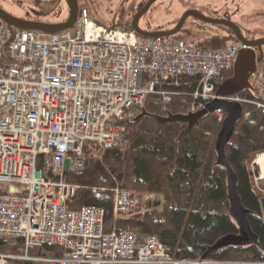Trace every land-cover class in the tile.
I'll use <instances>...</instances> for the list:
<instances>
[{"label": "built area", "instance_id": "2783aa9c", "mask_svg": "<svg viewBox=\"0 0 264 264\" xmlns=\"http://www.w3.org/2000/svg\"><path fill=\"white\" fill-rule=\"evenodd\" d=\"M80 16L73 30L55 35L0 22V238L21 243L20 257L2 260L207 264L173 258L157 237L119 227L121 217L153 209V194L117 188L113 218L106 223L103 209L69 210L78 187L65 176L84 170L86 145L100 160L108 151L125 154L131 145L124 122L134 120L151 95L171 103L172 94L157 90L161 83L200 78L190 95L191 114L223 99L217 92L244 45L202 50L176 38L141 39L108 30L86 11ZM248 84L256 95L252 105L264 111L263 64ZM224 100L248 103L240 97ZM46 247L58 255H33Z\"/></svg>", "mask_w": 264, "mask_h": 264}, {"label": "trees", "instance_id": "16d2710c", "mask_svg": "<svg viewBox=\"0 0 264 264\" xmlns=\"http://www.w3.org/2000/svg\"><path fill=\"white\" fill-rule=\"evenodd\" d=\"M229 43L208 39L198 46L202 50H220ZM228 78L232 73H228ZM200 78H180L161 83L157 90L172 94L171 103L164 104L161 96L146 98L143 108L134 120L125 121L126 137L130 147L125 154L117 150L104 154L103 161L90 156L91 146L86 145V163L82 172L72 171L65 181L78 187L75 198L68 208L71 211L85 207L100 208L106 212V223L114 214V190L117 183L127 189L163 195L166 199L164 211L154 209L145 214H129L121 217L119 227L131 229L145 236L157 237L173 258L188 261H203L211 247L230 235H239L230 217L228 195H226V173L215 168L217 156L214 152L216 138L222 131V123L213 114L202 120L183 140L181 158H178V139L187 128L184 123L160 127L158 122L143 114L167 118L190 114V95L198 90ZM244 111L236 126L232 143L226 147V160L239 182L242 205L251 214L249 224L260 240L264 250V195L258 193L253 183L249 160L264 153V111L252 104L255 99L243 94ZM10 242L0 238V247ZM58 255L56 248L38 250ZM48 254V253H47ZM207 264H264V252L258 248L234 249L229 245L203 261Z\"/></svg>", "mask_w": 264, "mask_h": 264}, {"label": "flooded vegetation", "instance_id": "af4514ba", "mask_svg": "<svg viewBox=\"0 0 264 264\" xmlns=\"http://www.w3.org/2000/svg\"><path fill=\"white\" fill-rule=\"evenodd\" d=\"M0 8L29 24H65L71 17L77 23L86 11L92 21L108 30L153 34L179 28V34L169 38L184 40L181 36L192 31L202 35L196 44L212 38L236 42L237 34L229 25L247 41L255 42L258 32L252 25L259 28L264 17V0H0ZM246 8L254 17H246ZM252 50L258 54L264 45ZM234 67L228 73L233 74ZM232 76L227 75L226 81Z\"/></svg>", "mask_w": 264, "mask_h": 264}, {"label": "water", "instance_id": "95a60500", "mask_svg": "<svg viewBox=\"0 0 264 264\" xmlns=\"http://www.w3.org/2000/svg\"><path fill=\"white\" fill-rule=\"evenodd\" d=\"M0 21L5 23L9 28L14 27L17 30H27V31H37L40 33H45L49 35H55L58 33H65L66 31L73 30L76 25V20L71 17L65 24H39V23H24L20 20L14 18L12 15L7 14L3 9L0 8ZM233 31L237 34V42L242 43L245 49L241 50V54L236 61V65L233 70V76L231 79L227 80L219 87L217 97L223 98L212 102L207 110L202 111L198 114H190L187 116H168L167 118L152 116L143 114L140 118L149 117L155 122H158L159 126L174 125L177 123H184L187 128L180 135L178 143V158H181V150L183 148V140L191 135L192 130L202 121L213 114L221 113L224 115L225 120L221 127V132L216 138L214 152L217 156V164L215 168L221 169L226 173V195H228V205L230 206L229 217L234 225V227L240 231L239 235H230L224 238L216 246L211 247L207 254L203 257V261L207 260L210 256L217 253L219 250L224 249L228 245L234 249H245L250 250V248H258L261 252L264 250L260 247V240L253 233L252 227L249 224V215L251 212L247 211L242 205L241 197L239 195V182L237 174L233 172L230 164L226 160L225 149L232 143V139L237 132L236 126L242 121L244 114V108L237 102L230 103L225 101L224 98H233L236 96H241L248 93L253 98L256 97L255 92H253L250 85H248V80L250 76L256 69L257 63L264 64V51H259L257 54L252 50V47L262 48L264 45L263 41L259 42H249L240 36L239 31L233 25H229ZM179 28L174 32H164V33H138L139 37L146 39H158L164 37H171L179 34Z\"/></svg>", "mask_w": 264, "mask_h": 264}, {"label": "rangeland", "instance_id": "374dc122", "mask_svg": "<svg viewBox=\"0 0 264 264\" xmlns=\"http://www.w3.org/2000/svg\"><path fill=\"white\" fill-rule=\"evenodd\" d=\"M251 13H253V12L251 11L249 13L247 11V8H246L245 14H246V17L247 18L254 17L252 15L250 16ZM261 19H263L262 20V23L263 24L262 25H259V28L256 27L255 25H252V28L258 32L257 38L254 39L257 42L263 41V39H264V17L262 16ZM251 20L257 22V20H255V19H251ZM158 23L161 24V23H164V21L162 20V22H161V20H159ZM259 23H257V24H259ZM201 36L202 35H199L198 33H195V32H192L191 31V32H187L186 34H183V36H181V38L184 39V41L197 42L201 38ZM230 44H232V43H230ZM228 46H230V45H228ZM245 113H246V117H247L249 115V113H247V112H245ZM216 116L219 119V115H216ZM260 156H264V153H259V154L255 155V156H253V158L249 160V166H250V170H251V172L253 174V183L255 184L256 190L258 191V193L264 195V178H262L261 172H260V169H259V166L257 165V162H258L257 160H258V158ZM97 159L100 160L99 158H97ZM103 159H104V157H102V159L100 161H103ZM258 171L260 172V175H258ZM117 188H119V189H126L123 186V184L120 183V182L117 183L116 189ZM126 190H130L133 193H136L138 196L139 195L144 196V195L148 194V193H145V192H141L139 190L136 191V190L129 189V188H127ZM19 249H20L19 246L18 245H15L12 242H10L5 247L4 246L3 247H0V264H42V263H38V262H35V261L26 262V261H24L22 259H19V260H11L10 259V260H7V261L2 260V257H6V256H10V255L11 256L20 257L21 255H20V250ZM43 253H44V255L42 257H45V258H54V256L56 255V254L49 253L48 251H43ZM33 255L36 256V257H39L40 256L39 253H38V251L34 252ZM43 264H49V263H43Z\"/></svg>", "mask_w": 264, "mask_h": 264}, {"label": "crops", "instance_id": "0c3cea01", "mask_svg": "<svg viewBox=\"0 0 264 264\" xmlns=\"http://www.w3.org/2000/svg\"><path fill=\"white\" fill-rule=\"evenodd\" d=\"M150 194H153V193H150ZM150 194H149V195H150ZM153 196H154V198H153L154 200L152 201L153 209L156 210L158 213L161 214V212L164 211L163 208H164V206H165L166 200H165V198H164L163 195H156V194H153ZM161 199H163V200L165 201V203L162 204V205H161V203H160ZM157 203H158V204H157ZM157 207H160V208L157 209ZM161 210H162V211H161Z\"/></svg>", "mask_w": 264, "mask_h": 264}, {"label": "bare ground", "instance_id": "6f19581e", "mask_svg": "<svg viewBox=\"0 0 264 264\" xmlns=\"http://www.w3.org/2000/svg\"><path fill=\"white\" fill-rule=\"evenodd\" d=\"M257 161H258L257 165L259 166V169H260V172H261V176H262V178H264V156H260Z\"/></svg>", "mask_w": 264, "mask_h": 264}]
</instances>
